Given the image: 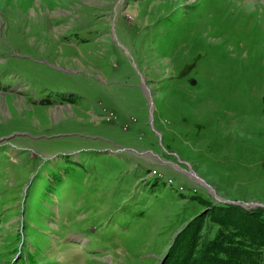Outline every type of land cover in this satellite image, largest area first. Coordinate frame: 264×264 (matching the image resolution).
I'll return each mask as SVG.
<instances>
[{
    "label": "rangeland",
    "instance_id": "rangeland-1",
    "mask_svg": "<svg viewBox=\"0 0 264 264\" xmlns=\"http://www.w3.org/2000/svg\"><path fill=\"white\" fill-rule=\"evenodd\" d=\"M211 203L264 212V0H0V264H161Z\"/></svg>",
    "mask_w": 264,
    "mask_h": 264
},
{
    "label": "trees",
    "instance_id": "trees-1",
    "mask_svg": "<svg viewBox=\"0 0 264 264\" xmlns=\"http://www.w3.org/2000/svg\"><path fill=\"white\" fill-rule=\"evenodd\" d=\"M207 223L216 226L217 231L200 250L199 240ZM198 249L203 253L200 261L196 257ZM262 249L264 212L211 203L179 233L161 264H264Z\"/></svg>",
    "mask_w": 264,
    "mask_h": 264
},
{
    "label": "bare ground",
    "instance_id": "bare-ground-1",
    "mask_svg": "<svg viewBox=\"0 0 264 264\" xmlns=\"http://www.w3.org/2000/svg\"><path fill=\"white\" fill-rule=\"evenodd\" d=\"M122 13V12H121ZM131 13V12H130Z\"/></svg>",
    "mask_w": 264,
    "mask_h": 264
}]
</instances>
